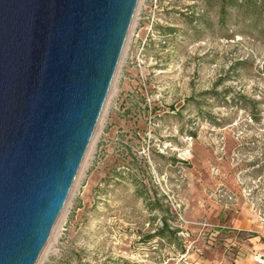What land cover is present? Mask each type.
<instances>
[{
  "label": "rangeland",
  "instance_id": "374dc122",
  "mask_svg": "<svg viewBox=\"0 0 264 264\" xmlns=\"http://www.w3.org/2000/svg\"><path fill=\"white\" fill-rule=\"evenodd\" d=\"M201 9L139 0L37 264H230L237 230L264 243V42L196 33L184 16Z\"/></svg>",
  "mask_w": 264,
  "mask_h": 264
},
{
  "label": "water",
  "instance_id": "95a60500",
  "mask_svg": "<svg viewBox=\"0 0 264 264\" xmlns=\"http://www.w3.org/2000/svg\"><path fill=\"white\" fill-rule=\"evenodd\" d=\"M139 0H0V264H37Z\"/></svg>",
  "mask_w": 264,
  "mask_h": 264
},
{
  "label": "trees",
  "instance_id": "16d2710c",
  "mask_svg": "<svg viewBox=\"0 0 264 264\" xmlns=\"http://www.w3.org/2000/svg\"><path fill=\"white\" fill-rule=\"evenodd\" d=\"M200 13L184 16V21L199 33L204 29H223L228 24L240 27L258 41L264 42V0H199ZM197 29V30H196ZM163 230L167 224L163 223Z\"/></svg>",
  "mask_w": 264,
  "mask_h": 264
},
{
  "label": "crops",
  "instance_id": "0c3cea01",
  "mask_svg": "<svg viewBox=\"0 0 264 264\" xmlns=\"http://www.w3.org/2000/svg\"><path fill=\"white\" fill-rule=\"evenodd\" d=\"M239 231L234 233L235 239L238 241V250L240 257L238 260H231L230 264H258L254 260V256L263 257L260 264H264V243H261L258 237L243 238L239 236ZM225 245V244H224ZM227 246V245H225ZM226 264H229L228 262Z\"/></svg>",
  "mask_w": 264,
  "mask_h": 264
},
{
  "label": "built area",
  "instance_id": "2783aa9c",
  "mask_svg": "<svg viewBox=\"0 0 264 264\" xmlns=\"http://www.w3.org/2000/svg\"><path fill=\"white\" fill-rule=\"evenodd\" d=\"M230 247H234V244H230L229 246H228V248H227V252H229V251H231L232 250V248H230ZM231 249V250H230ZM235 250V249H234ZM240 252L237 250L236 251V254L233 256L232 255V257H233V259L234 260H238V258L240 257V254H239ZM260 259H261V257H254V260L256 261V263H258V264H260Z\"/></svg>",
  "mask_w": 264,
  "mask_h": 264
}]
</instances>
